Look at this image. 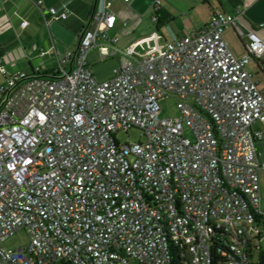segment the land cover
Listing matches in <instances>:
<instances>
[{
	"label": "built area",
	"instance_id": "2783aa9c",
	"mask_svg": "<svg viewBox=\"0 0 264 264\" xmlns=\"http://www.w3.org/2000/svg\"><path fill=\"white\" fill-rule=\"evenodd\" d=\"M33 1L45 22L67 16ZM160 3L148 5L156 13ZM115 23L112 0H94L51 74L35 67L0 85V264H170L172 250L181 264H212L218 232L230 236L225 264H252L264 239V97L247 64L264 70V37L214 12L139 53L117 48ZM229 26L245 38L241 57L223 37ZM93 49L100 60L119 55L110 78L94 77ZM169 94L178 115L160 117ZM129 129L142 140L120 143ZM20 229L25 245L1 246Z\"/></svg>",
	"mask_w": 264,
	"mask_h": 264
},
{
	"label": "crops",
	"instance_id": "0c3cea01",
	"mask_svg": "<svg viewBox=\"0 0 264 264\" xmlns=\"http://www.w3.org/2000/svg\"><path fill=\"white\" fill-rule=\"evenodd\" d=\"M151 1L130 0L125 4L112 0L116 23L111 32L118 36L117 45L146 52L174 37L203 28L214 12L237 14L244 26L264 37V0H161L156 13L148 5ZM93 3L94 0H42L41 8L52 6L67 12L65 19L45 22L33 0H0V59L5 69L0 71V85L6 77L17 72L31 73L35 67H39L40 73L51 72L56 67V56L77 46ZM154 14L156 20L152 19ZM22 19L28 22L23 28L19 25ZM231 30L234 31L231 26L225 28L223 37L231 51L241 57L245 53V38L236 34L235 41ZM260 62L250 60L247 69L264 97V70ZM255 149L264 160V137L256 141ZM259 182L260 205L264 210V170L260 172Z\"/></svg>",
	"mask_w": 264,
	"mask_h": 264
},
{
	"label": "rangeland",
	"instance_id": "374dc122",
	"mask_svg": "<svg viewBox=\"0 0 264 264\" xmlns=\"http://www.w3.org/2000/svg\"><path fill=\"white\" fill-rule=\"evenodd\" d=\"M57 24H59L57 22ZM60 25V24H59ZM226 34L223 32V36ZM231 36L234 38L235 41H237V35L234 31L231 30ZM225 38V37H224ZM117 48L122 49L123 47L116 45ZM143 49V48H142ZM67 51V50H66ZM65 51V52H66ZM143 51V50H138ZM142 53V52H139ZM118 57L119 55L115 56H109L102 60L98 58L97 50L93 49L91 50L87 55V63L91 69V71L94 74V77L101 81L105 80L111 77L112 70L115 68L118 64ZM179 98L174 94H169L166 97L159 100V116L160 117H174L178 115V109L176 107V104L178 103ZM116 138L120 143L124 142H134L138 140H142V136L140 131L136 129H129L126 132H119L116 134ZM28 241V237L23 229L17 230L12 236L5 239L1 246L4 248H14L18 245H25ZM260 247V246H259ZM253 248L251 250V263L256 264L257 262V252L260 248ZM261 250L264 251V241L262 240L261 243Z\"/></svg>",
	"mask_w": 264,
	"mask_h": 264
},
{
	"label": "trees",
	"instance_id": "16d2710c",
	"mask_svg": "<svg viewBox=\"0 0 264 264\" xmlns=\"http://www.w3.org/2000/svg\"><path fill=\"white\" fill-rule=\"evenodd\" d=\"M41 74H51V72L41 73ZM256 221L260 224L261 229L264 231V219L260 218V220ZM264 241V239H263ZM229 242L230 236L228 234H224L222 232H218L215 237L212 238L210 243V252L213 258L212 264H225L228 254H222L223 250H228L229 253ZM249 258H251V251L248 254ZM257 262L256 264H264V251L261 249L257 252ZM182 259L176 250H172L171 253V263L170 264H181Z\"/></svg>",
	"mask_w": 264,
	"mask_h": 264
},
{
	"label": "water",
	"instance_id": "95a60500",
	"mask_svg": "<svg viewBox=\"0 0 264 264\" xmlns=\"http://www.w3.org/2000/svg\"><path fill=\"white\" fill-rule=\"evenodd\" d=\"M44 76H47V75L44 74Z\"/></svg>",
	"mask_w": 264,
	"mask_h": 264
}]
</instances>
